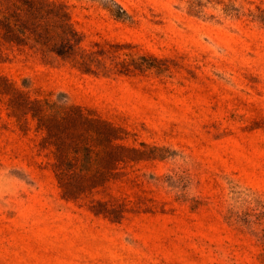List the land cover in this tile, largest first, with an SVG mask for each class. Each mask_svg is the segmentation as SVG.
<instances>
[{"label": "rangeland", "instance_id": "rangeland-1", "mask_svg": "<svg viewBox=\"0 0 264 264\" xmlns=\"http://www.w3.org/2000/svg\"><path fill=\"white\" fill-rule=\"evenodd\" d=\"M60 1L122 73L13 47L0 75L94 109L150 158L64 199L42 132L0 93V264H264V0ZM96 199L123 219L95 215Z\"/></svg>", "mask_w": 264, "mask_h": 264}, {"label": "trees", "instance_id": "trees-1", "mask_svg": "<svg viewBox=\"0 0 264 264\" xmlns=\"http://www.w3.org/2000/svg\"><path fill=\"white\" fill-rule=\"evenodd\" d=\"M114 4L117 11H110L119 19L125 10ZM84 39L63 1L0 0V62L8 59L6 48L16 47L31 50L45 60H60L82 74L122 73L119 66H125V61L116 60L102 48H85ZM103 56H108V65ZM0 81L3 83L0 93L10 95L12 114L18 120L30 115L37 131L42 132L39 145L49 151L62 198L78 200L105 189L126 175L122 170L124 165L150 158L125 142L129 133L124 127L94 109L66 102L61 96L52 98V93L32 97L29 91L17 87L3 75ZM89 209L113 222H120L127 211L117 200L101 199L92 200Z\"/></svg>", "mask_w": 264, "mask_h": 264}]
</instances>
